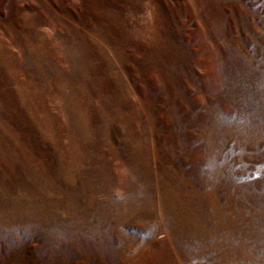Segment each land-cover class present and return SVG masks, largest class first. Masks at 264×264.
<instances>
[{"label":"rangeland","instance_id":"1","mask_svg":"<svg viewBox=\"0 0 264 264\" xmlns=\"http://www.w3.org/2000/svg\"><path fill=\"white\" fill-rule=\"evenodd\" d=\"M0 264H264V0H0Z\"/></svg>","mask_w":264,"mask_h":264}]
</instances>
